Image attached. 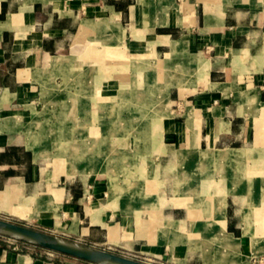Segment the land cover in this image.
<instances>
[{
    "label": "crops",
    "instance_id": "obj_1",
    "mask_svg": "<svg viewBox=\"0 0 264 264\" xmlns=\"http://www.w3.org/2000/svg\"><path fill=\"white\" fill-rule=\"evenodd\" d=\"M0 217L173 264L220 232L264 264V0H0ZM23 246L0 264H92Z\"/></svg>",
    "mask_w": 264,
    "mask_h": 264
},
{
    "label": "water",
    "instance_id": "obj_2",
    "mask_svg": "<svg viewBox=\"0 0 264 264\" xmlns=\"http://www.w3.org/2000/svg\"><path fill=\"white\" fill-rule=\"evenodd\" d=\"M0 236L15 239L62 255H68L92 264H151L124 254L100 249L75 240L63 238L15 221L0 217Z\"/></svg>",
    "mask_w": 264,
    "mask_h": 264
},
{
    "label": "bare ground",
    "instance_id": "obj_3",
    "mask_svg": "<svg viewBox=\"0 0 264 264\" xmlns=\"http://www.w3.org/2000/svg\"><path fill=\"white\" fill-rule=\"evenodd\" d=\"M58 151H60L59 154H62L63 156L69 154V151L66 148L60 149ZM201 248H204L203 255L205 256V264H211L213 262L219 264L222 262L228 263L229 261H233V259H235L238 255L239 247L238 240L235 239V237L231 235H223L219 232L218 236H215L214 239L210 238V240L204 241Z\"/></svg>",
    "mask_w": 264,
    "mask_h": 264
},
{
    "label": "rangeland",
    "instance_id": "obj_4",
    "mask_svg": "<svg viewBox=\"0 0 264 264\" xmlns=\"http://www.w3.org/2000/svg\"><path fill=\"white\" fill-rule=\"evenodd\" d=\"M62 151V150H61ZM59 152L60 151H58V154H59ZM62 153V152H61ZM60 155H62V154H60ZM63 156V155H62ZM34 199H36V200H34ZM45 200V199H44ZM44 200H42V199H39V198H29L28 199V202L29 201H32V202H34L35 203V205H38V206H40L39 204H41V203H45L46 202V200L44 201ZM44 201V202H43ZM22 222H24V221H22ZM21 224H24V223H21ZM50 231L51 230H53L51 227H50V229H49ZM3 238H5V240H7L8 242H15V243H23V247H24V249L25 250H29L30 251V249H32V250H38V251H45V252H47V253H50V254H52V255H55V254H57L56 252H52V251H50V250H45V249H43V248H41V247H38V246H35V245H33V244H28V243H25V242H21V241H18V240H15V239H10V238H7V237H3ZM210 238H215V236H213V237H210ZM210 238L208 239V237H204V241H207V240H210ZM204 250V248H202V251ZM124 255H126V256H128V257H132V258H136V259H141V260H143V261H148V260H146L145 259V257L143 256V255H138V256H132V255H129V254H127V253H124ZM205 257V256H204ZM154 261V262H153ZM204 262H205V259H204ZM151 263H153V264H173V263H171V262H169V261H167V259L166 258H156V259H152L151 260ZM219 263V262H218ZM224 263H226V264H230L231 263V261H229L228 263L227 262H222V263H219V264H224ZM211 264H217V263H215V262H213V263H211Z\"/></svg>",
    "mask_w": 264,
    "mask_h": 264
},
{
    "label": "built area",
    "instance_id": "obj_5",
    "mask_svg": "<svg viewBox=\"0 0 264 264\" xmlns=\"http://www.w3.org/2000/svg\"><path fill=\"white\" fill-rule=\"evenodd\" d=\"M136 259V258H135ZM138 260V259H137ZM141 260V259H140ZM146 262H148V261H146ZM149 263H151V262H149ZM151 264H153V263H151Z\"/></svg>",
    "mask_w": 264,
    "mask_h": 264
},
{
    "label": "trees",
    "instance_id": "obj_6",
    "mask_svg": "<svg viewBox=\"0 0 264 264\" xmlns=\"http://www.w3.org/2000/svg\"><path fill=\"white\" fill-rule=\"evenodd\" d=\"M86 261V260H85Z\"/></svg>",
    "mask_w": 264,
    "mask_h": 264
}]
</instances>
